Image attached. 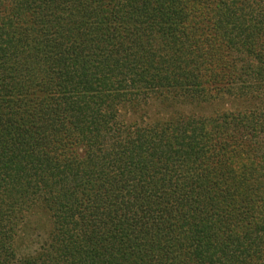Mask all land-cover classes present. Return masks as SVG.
I'll list each match as a JSON object with an SVG mask.
<instances>
[{"label":"trees","instance_id":"16d2710c","mask_svg":"<svg viewBox=\"0 0 264 264\" xmlns=\"http://www.w3.org/2000/svg\"><path fill=\"white\" fill-rule=\"evenodd\" d=\"M0 264H264V0H0Z\"/></svg>","mask_w":264,"mask_h":264},{"label":"rangeland","instance_id":"374dc122","mask_svg":"<svg viewBox=\"0 0 264 264\" xmlns=\"http://www.w3.org/2000/svg\"><path fill=\"white\" fill-rule=\"evenodd\" d=\"M214 106H216V108H218V109H231V110H234L235 109V106H234V104L230 101V100H226V101H223V102H221V103H215V105ZM204 107V106H203ZM202 106H201V108H193V107H186L185 108V111H187V112H196L197 110H201V111H203V112H206L207 110H205L204 108H203ZM206 108V107H205ZM41 234H43V232H41ZM32 240H33V243L31 242V243H27L26 244V246L28 247V249H29V246L32 248V249H35V248H37L38 247V243H37V238H35V236L32 238ZM25 251H27V249H25Z\"/></svg>","mask_w":264,"mask_h":264}]
</instances>
